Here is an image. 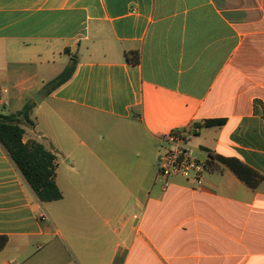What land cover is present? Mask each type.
<instances>
[{
    "label": "crops",
    "instance_id": "crops-1",
    "mask_svg": "<svg viewBox=\"0 0 264 264\" xmlns=\"http://www.w3.org/2000/svg\"><path fill=\"white\" fill-rule=\"evenodd\" d=\"M28 103L22 141L56 156L61 199L39 202L0 144V264H264V0H0V113ZM173 129L262 181L215 161L201 188L165 185Z\"/></svg>",
    "mask_w": 264,
    "mask_h": 264
},
{
    "label": "trees",
    "instance_id": "trees-1",
    "mask_svg": "<svg viewBox=\"0 0 264 264\" xmlns=\"http://www.w3.org/2000/svg\"><path fill=\"white\" fill-rule=\"evenodd\" d=\"M125 56L130 63L138 64L139 54L137 51L126 52ZM75 67V57H71L63 71L46 85L49 88V93L68 82L74 74ZM33 106V103H28L15 114L0 113V144L36 199L41 203H50L61 199V192L55 184L56 156L40 143L35 141L23 143L22 141L24 129L21 126L23 124L33 125V121L30 120ZM255 109L264 119V108L259 111L258 106H255ZM224 123L223 119L206 120L203 127H221ZM215 161L231 169L251 188H256L262 181L260 175L235 159L209 155L207 168L212 169ZM6 243L7 238L0 236V249H3Z\"/></svg>",
    "mask_w": 264,
    "mask_h": 264
},
{
    "label": "built area",
    "instance_id": "built-area-1",
    "mask_svg": "<svg viewBox=\"0 0 264 264\" xmlns=\"http://www.w3.org/2000/svg\"><path fill=\"white\" fill-rule=\"evenodd\" d=\"M160 154L157 168L159 177L164 180L182 177L201 188L204 174L208 170L207 160L200 159L188 145L187 134L180 129H173L160 136ZM43 215L41 220H45Z\"/></svg>",
    "mask_w": 264,
    "mask_h": 264
},
{
    "label": "water",
    "instance_id": "water-1",
    "mask_svg": "<svg viewBox=\"0 0 264 264\" xmlns=\"http://www.w3.org/2000/svg\"><path fill=\"white\" fill-rule=\"evenodd\" d=\"M46 92H47V89H42V90H40L38 93H36V94L32 97L33 101H34L35 103H37V104L41 103L42 96H43V94H45Z\"/></svg>",
    "mask_w": 264,
    "mask_h": 264
},
{
    "label": "rangeland",
    "instance_id": "rangeland-1",
    "mask_svg": "<svg viewBox=\"0 0 264 264\" xmlns=\"http://www.w3.org/2000/svg\"><path fill=\"white\" fill-rule=\"evenodd\" d=\"M63 66V65H62ZM47 103V102H46ZM4 109H2L1 107H0V111H3Z\"/></svg>",
    "mask_w": 264,
    "mask_h": 264
}]
</instances>
